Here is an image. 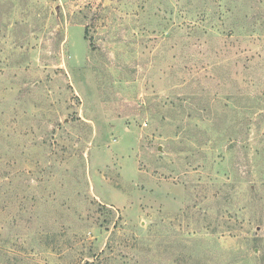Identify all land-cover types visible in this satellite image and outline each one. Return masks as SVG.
Masks as SVG:
<instances>
[{"label":"rangeland","instance_id":"obj_1","mask_svg":"<svg viewBox=\"0 0 264 264\" xmlns=\"http://www.w3.org/2000/svg\"><path fill=\"white\" fill-rule=\"evenodd\" d=\"M0 264H264V0H0Z\"/></svg>","mask_w":264,"mask_h":264}]
</instances>
